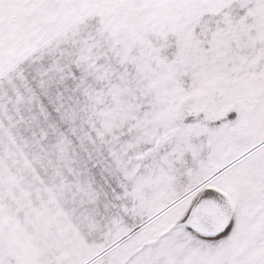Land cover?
Returning <instances> with one entry per match:
<instances>
[{
  "label": "snow or ice",
  "instance_id": "snow-or-ice-1",
  "mask_svg": "<svg viewBox=\"0 0 264 264\" xmlns=\"http://www.w3.org/2000/svg\"><path fill=\"white\" fill-rule=\"evenodd\" d=\"M0 264H264V0H0Z\"/></svg>",
  "mask_w": 264,
  "mask_h": 264
}]
</instances>
